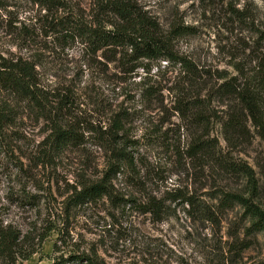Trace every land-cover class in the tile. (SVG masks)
I'll use <instances>...</instances> for the list:
<instances>
[{
    "label": "rangeland",
    "instance_id": "rangeland-1",
    "mask_svg": "<svg viewBox=\"0 0 264 264\" xmlns=\"http://www.w3.org/2000/svg\"><path fill=\"white\" fill-rule=\"evenodd\" d=\"M139 1L163 29L177 23L187 27L175 40V47L197 66L196 73L181 72L175 65L161 74L156 67L150 75L142 70L120 73L121 63H106L102 51L92 55L82 40L53 34V21H60L64 11L89 20L92 0H63L68 10L59 11H48L33 0H0V55L36 63L49 105L59 91L72 85L78 98L76 115L98 128L107 121V113L120 108L131 112L127 149L144 175L137 185L135 179L118 173L113 181L115 192L137 201L147 195L183 196V201H167L170 211L160 221L137 209L119 212L106 201L66 208L71 186L102 176L111 162V152L95 135L88 134L83 145L46 157L49 148L43 142L48 125L43 116L0 89V107L13 113V123L0 130V218L27 235L37 250L17 264L49 263L61 231L70 244H76L66 247V252L96 249L108 264L264 261V234L247 233L249 219L243 208H218L223 193L234 191L256 196L254 201L264 209V136L249 123L247 134H236L238 142L228 143L222 120L231 107L213 95L222 76L243 77L254 72L258 59H264V44L257 34L258 29H264V0ZM233 8H245L249 20H235L230 14ZM140 76L145 82L159 80L174 90L164 89L143 99ZM179 89L185 90L187 98L201 94L209 101L208 111L213 116L204 135L218 140L227 161L252 168L256 192L245 175L224 174L217 167L186 157L195 134L173 110ZM190 196L194 205L184 202ZM205 204H215V221L205 219ZM114 213L116 220L110 216ZM0 264L7 263L0 259Z\"/></svg>",
    "mask_w": 264,
    "mask_h": 264
},
{
    "label": "trees",
    "instance_id": "trees-1",
    "mask_svg": "<svg viewBox=\"0 0 264 264\" xmlns=\"http://www.w3.org/2000/svg\"><path fill=\"white\" fill-rule=\"evenodd\" d=\"M33 2L48 11L56 8L57 11L60 8L68 10L63 0H33ZM92 3L89 20L79 19L64 11L60 21L57 18L53 21V34L67 40L72 38L82 40L86 48L92 51V55L102 51V58L106 63L115 61L121 63L120 73L142 70L150 75L156 67L157 74H161L171 65L178 66L181 72L196 73L197 66L186 57H182L175 47V40L185 33L187 27L177 23L168 30L163 29L161 23L149 14L139 0H92ZM245 10V8H233L230 14L235 20L247 22L249 16H246ZM56 22L58 23L54 24ZM56 26L59 28H55ZM257 34L264 44V29H258ZM262 58L257 60L255 70L250 74L246 72L243 77L222 76V82L213 94L216 99L219 98V101L223 102L222 104L231 107L222 120L223 133L228 143L238 142L240 137L236 134H247L249 123L264 136L262 111L264 59ZM142 78L140 76L143 99H147L150 95H159L164 89L169 90L170 93L174 90L173 86L168 87L159 80L150 83L145 82V77ZM0 89L7 91L19 104L25 102L28 107H32L43 116L45 124L48 125V133L43 142L49 148L46 157L83 145L88 134L95 135L111 152V162L102 176L94 180L76 182L71 186L72 189L65 199L66 208L79 209L106 201L119 212L137 209L142 214L150 215L153 220L160 221L170 211L167 201L179 199L183 201V196L167 199L154 195H147L145 200L137 201L130 196L125 198L124 195L115 192L113 181L118 173H125L129 179H135L137 185H140L138 181L142 180L143 174L142 169L136 165V157L127 149L126 134H130L132 121V114L128 108L107 113V121L102 122L103 125L98 128L76 115L74 106L78 98L72 85L59 91L55 97L56 101L49 105V96L41 87L36 63L22 58L10 60L1 55ZM179 91L173 98V110L179 114L181 122L185 124L183 126L188 127L192 134H195L188 143L186 157L200 165H209L213 169L217 167L216 169L224 174H243L248 178L247 182L251 189L256 192L252 168L227 161L221 153V147H218V140L209 139L204 135L205 129L210 128L213 116L208 111L209 101L201 94L187 98L185 95L188 94H185V90L179 89ZM12 119L13 113L0 107L1 131L13 123ZM255 197H246L240 192L225 191L218 208L241 206L244 215L249 219L247 233L264 234V209L254 201ZM184 202L194 205L192 196L185 198ZM202 211L205 219L215 221V204L212 206L205 204ZM110 216L116 220L115 213ZM27 237L12 224H4L0 218V259L7 264H17L19 259L26 260L36 253L37 250L28 242L30 240H27ZM70 245L76 246L74 243L70 244L68 238L64 237V231L63 234L62 231L59 232V237L53 246L54 255L46 264H108L96 249L84 251L75 249L66 252L64 249ZM258 264H264V261Z\"/></svg>",
    "mask_w": 264,
    "mask_h": 264
}]
</instances>
